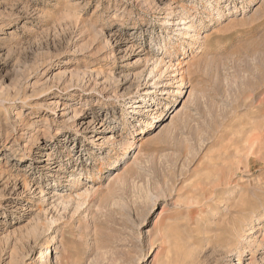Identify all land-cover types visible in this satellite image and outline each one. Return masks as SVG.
Wrapping results in <instances>:
<instances>
[{
	"label": "rangeland",
	"instance_id": "374dc122",
	"mask_svg": "<svg viewBox=\"0 0 264 264\" xmlns=\"http://www.w3.org/2000/svg\"><path fill=\"white\" fill-rule=\"evenodd\" d=\"M0 264H264V0H0Z\"/></svg>",
	"mask_w": 264,
	"mask_h": 264
},
{
	"label": "bare ground",
	"instance_id": "6f19581e",
	"mask_svg": "<svg viewBox=\"0 0 264 264\" xmlns=\"http://www.w3.org/2000/svg\"><path fill=\"white\" fill-rule=\"evenodd\" d=\"M172 107H173V105H171V106H170V108H172ZM164 115H167V113H166V114H164ZM153 125H154V123H153Z\"/></svg>",
	"mask_w": 264,
	"mask_h": 264
}]
</instances>
